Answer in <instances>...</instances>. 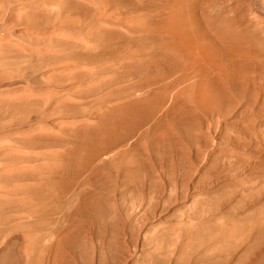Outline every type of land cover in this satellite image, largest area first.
I'll list each match as a JSON object with an SVG mask.
<instances>
[{"label": "rangeland", "instance_id": "374dc122", "mask_svg": "<svg viewBox=\"0 0 264 264\" xmlns=\"http://www.w3.org/2000/svg\"><path fill=\"white\" fill-rule=\"evenodd\" d=\"M109 1L106 8L102 0H0V264L173 262L159 254L165 244L160 232L182 223L180 213L195 209L205 200L204 191L220 184L214 169L201 170L206 155H192L148 158L146 177L133 178L129 190H111L119 138L141 124L148 110L133 106L142 94H122L160 78L167 62L154 58L147 75L132 70L118 81L120 59H91L110 47L92 38L95 31L151 44L113 22L110 12L122 0ZM128 1L147 9L157 3ZM247 2L264 24L262 0ZM137 18L141 23L155 17ZM100 68L112 69L98 73ZM229 138L218 142L211 132L207 153L215 148L243 152ZM217 162L222 167V160ZM259 163L258 182L244 191L260 194L261 239L264 156ZM224 177L239 174L230 171ZM84 194L103 198L86 207ZM230 224L210 244L213 256L197 264H245L255 252L253 264H264V239L259 245L253 239L239 242L240 221Z\"/></svg>", "mask_w": 264, "mask_h": 264}, {"label": "bare ground", "instance_id": "6f19581e", "mask_svg": "<svg viewBox=\"0 0 264 264\" xmlns=\"http://www.w3.org/2000/svg\"><path fill=\"white\" fill-rule=\"evenodd\" d=\"M155 1L152 9L134 6L128 0L117 1L110 12L115 15L114 23L130 33H141L151 44L142 45L138 37L130 41L113 31H95L92 35L110 47L91 59H120L118 81L126 80L132 70L147 75L154 58L167 62L165 69L160 67V78L146 80L140 88L122 94H142L133 106L148 110L141 124L119 138L118 157L112 161L115 177L111 190L119 186L129 190L133 178L146 177L148 158L206 155L201 170L214 169L213 176H221L220 184L207 188L205 200L197 202L195 209L180 213L182 223L167 225L159 234L165 242L159 248L160 256L173 260L167 264H197L213 256L210 244L229 223L240 221L239 242L253 239L259 245L264 239V235L260 239V194L253 189L244 191L258 182L255 173L264 156V24L250 11L247 0ZM102 2L106 8L111 3ZM139 15L155 18L140 23ZM211 132H216L218 142L229 143L233 137L243 152L215 148L207 153L212 145ZM220 160L222 167L217 162ZM230 171L239 177L224 180ZM144 186V182L139 185ZM228 186L233 188L227 190ZM102 198L83 195L86 207H94ZM246 199L256 203L249 205ZM255 253L245 264L254 263Z\"/></svg>", "mask_w": 264, "mask_h": 264}]
</instances>
